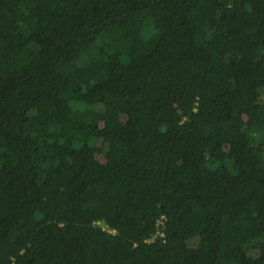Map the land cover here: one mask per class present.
Returning <instances> with one entry per match:
<instances>
[{
    "label": "trees",
    "instance_id": "obj_1",
    "mask_svg": "<svg viewBox=\"0 0 264 264\" xmlns=\"http://www.w3.org/2000/svg\"><path fill=\"white\" fill-rule=\"evenodd\" d=\"M0 264H264V0H0Z\"/></svg>",
    "mask_w": 264,
    "mask_h": 264
},
{
    "label": "built area",
    "instance_id": "obj_2",
    "mask_svg": "<svg viewBox=\"0 0 264 264\" xmlns=\"http://www.w3.org/2000/svg\"><path fill=\"white\" fill-rule=\"evenodd\" d=\"M162 223V221H158V224H161ZM156 234H160V236H162L163 235V233L157 228V231H156ZM155 235H153V237H154Z\"/></svg>",
    "mask_w": 264,
    "mask_h": 264
}]
</instances>
